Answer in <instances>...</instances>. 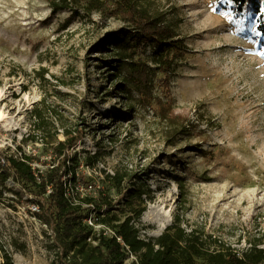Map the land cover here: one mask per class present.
Segmentation results:
<instances>
[{
    "label": "rangeland",
    "instance_id": "374dc122",
    "mask_svg": "<svg viewBox=\"0 0 264 264\" xmlns=\"http://www.w3.org/2000/svg\"><path fill=\"white\" fill-rule=\"evenodd\" d=\"M257 1L260 14L256 1L240 11L227 0H138L186 47L169 88L163 74L155 79L154 95L170 102L162 109L141 106L123 86L116 67L125 52L111 44L127 27L122 21L94 14L66 23L70 13L52 14L48 0H0V149L50 161L42 140H27L31 111L45 101L58 140L65 128L85 132L70 151L81 196L107 189L123 218L128 208L107 174L127 172L152 191L137 224L141 238L180 222L240 254L254 242L264 249V0ZM135 51L151 64L150 45ZM33 205L12 179L0 187V264L5 253L12 264L54 263L52 233Z\"/></svg>",
    "mask_w": 264,
    "mask_h": 264
},
{
    "label": "trees",
    "instance_id": "16d2710c",
    "mask_svg": "<svg viewBox=\"0 0 264 264\" xmlns=\"http://www.w3.org/2000/svg\"><path fill=\"white\" fill-rule=\"evenodd\" d=\"M52 14L69 12L66 23L74 17L89 18L99 14L126 24L114 35L113 48L125 52L116 68L122 73L127 93L135 95L143 107L157 104L166 109L160 97L154 95L155 79L163 74L169 88L174 59L183 52V41L177 29L158 14L150 12L138 0H48ZM229 1V0H227ZM257 2L254 4V2ZM243 11L249 3L259 12L257 0H232ZM151 46L154 50L151 64L136 57L135 48ZM45 101L31 111L32 129L27 140H42L44 151L51 158L42 160L37 155L7 154L0 149V187L12 179L38 206L36 217L51 231L53 264H264V249L260 242L251 243L240 254L222 241L206 236L197 229L186 231L179 222L166 228L158 237L143 239L138 223L146 211L147 202L153 201L152 191L139 184L134 175L117 171L106 175L111 187L116 188L128 213L122 218L115 212L114 201L107 189L81 196L77 191L79 179L75 161L70 154L84 137L78 127L65 128L64 140H58L52 114L48 117ZM45 158V157H44ZM90 166L99 162L98 153L90 157ZM45 166V171L35 167ZM111 189V188H110ZM137 203V204H136ZM93 216L97 231L87 223ZM111 230L113 234L107 233ZM133 258L127 263V260ZM3 264H12L5 253Z\"/></svg>",
    "mask_w": 264,
    "mask_h": 264
},
{
    "label": "built area",
    "instance_id": "2783aa9c",
    "mask_svg": "<svg viewBox=\"0 0 264 264\" xmlns=\"http://www.w3.org/2000/svg\"><path fill=\"white\" fill-rule=\"evenodd\" d=\"M33 211L34 213H37L39 211V208L37 205H33ZM87 223L90 225V226H93L95 228V230L99 231L101 229H103V227L101 225H96L95 223V220L93 219V216L87 220ZM107 233L109 234H113V232L111 230H108Z\"/></svg>",
    "mask_w": 264,
    "mask_h": 264
},
{
    "label": "snow or ice",
    "instance_id": "6c2138e0",
    "mask_svg": "<svg viewBox=\"0 0 264 264\" xmlns=\"http://www.w3.org/2000/svg\"><path fill=\"white\" fill-rule=\"evenodd\" d=\"M232 0H229V3H231ZM240 31H243V29H240ZM255 35H260L259 33H254ZM261 56H264V52L258 53Z\"/></svg>",
    "mask_w": 264,
    "mask_h": 264
},
{
    "label": "bare ground",
    "instance_id": "6f19581e",
    "mask_svg": "<svg viewBox=\"0 0 264 264\" xmlns=\"http://www.w3.org/2000/svg\"><path fill=\"white\" fill-rule=\"evenodd\" d=\"M164 227V225H162Z\"/></svg>",
    "mask_w": 264,
    "mask_h": 264
}]
</instances>
